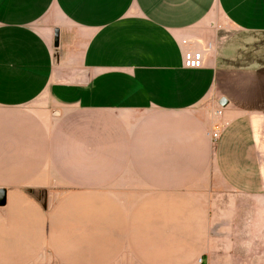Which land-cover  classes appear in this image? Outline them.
<instances>
[{"label": "crops", "instance_id": "0c3cea01", "mask_svg": "<svg viewBox=\"0 0 264 264\" xmlns=\"http://www.w3.org/2000/svg\"><path fill=\"white\" fill-rule=\"evenodd\" d=\"M219 22L264 34V0H0V110L40 107L0 125L13 130L0 135L13 141L9 163L17 171L26 158L12 179L47 180L46 165L80 155L124 166L135 194L189 198L176 210L190 214L180 226L198 258L238 260L251 217L210 199L264 196V63L241 60L238 40L212 28ZM187 48L204 50L203 68L185 67ZM79 111L108 118L82 124ZM71 255L72 264L113 257Z\"/></svg>", "mask_w": 264, "mask_h": 264}, {"label": "rangeland", "instance_id": "374dc122", "mask_svg": "<svg viewBox=\"0 0 264 264\" xmlns=\"http://www.w3.org/2000/svg\"><path fill=\"white\" fill-rule=\"evenodd\" d=\"M212 28L238 40L241 60L264 63V34L238 32L225 22ZM37 108L0 110V125L21 124ZM75 115L82 124L108 118L81 111ZM225 124L220 116L215 118L210 131L214 146L217 140L213 134H221ZM8 131L13 130H2L0 135L6 137ZM12 146V139L0 144V191H6V204L0 206V264H23V254L27 264H72L71 254L78 252L111 253L112 259L105 264H199L200 260L216 264L203 260L210 254L198 258L195 239L183 234L180 225L188 223L190 214L176 209L184 207L186 211L183 200L188 203L189 198H169V202L164 197L139 195L136 181L122 179L134 175L124 172V166L104 165L97 157L81 155L77 165H46L47 180L17 181L12 177L22 176L16 173H21L26 158L22 157V168L16 171L19 165L9 163ZM69 159L64 156L63 161ZM206 199L196 198L203 205ZM210 201L222 207L236 204L241 213L246 208L251 217L238 237L239 259L220 264H264V196L224 192ZM169 205L173 211H157V206L168 210Z\"/></svg>", "mask_w": 264, "mask_h": 264}, {"label": "built area", "instance_id": "2783aa9c", "mask_svg": "<svg viewBox=\"0 0 264 264\" xmlns=\"http://www.w3.org/2000/svg\"><path fill=\"white\" fill-rule=\"evenodd\" d=\"M211 46H209V49ZM205 52L202 49L187 48L184 50V65L188 69H201L204 67ZM221 114L220 112L218 113ZM220 134L214 133L213 138L218 140ZM199 264H203L200 260Z\"/></svg>", "mask_w": 264, "mask_h": 264}, {"label": "water", "instance_id": "95a60500", "mask_svg": "<svg viewBox=\"0 0 264 264\" xmlns=\"http://www.w3.org/2000/svg\"><path fill=\"white\" fill-rule=\"evenodd\" d=\"M55 45L58 46V32L56 33V41ZM6 204V191H0V206H4Z\"/></svg>", "mask_w": 264, "mask_h": 264}, {"label": "bare ground", "instance_id": "6f19581e", "mask_svg": "<svg viewBox=\"0 0 264 264\" xmlns=\"http://www.w3.org/2000/svg\"><path fill=\"white\" fill-rule=\"evenodd\" d=\"M219 116V114H217Z\"/></svg>", "mask_w": 264, "mask_h": 264}]
</instances>
